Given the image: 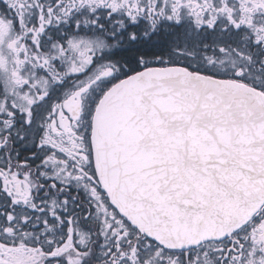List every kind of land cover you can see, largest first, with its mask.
Masks as SVG:
<instances>
[{
    "label": "snow or ice",
    "instance_id": "1",
    "mask_svg": "<svg viewBox=\"0 0 264 264\" xmlns=\"http://www.w3.org/2000/svg\"><path fill=\"white\" fill-rule=\"evenodd\" d=\"M0 264H264V0H0Z\"/></svg>",
    "mask_w": 264,
    "mask_h": 264
}]
</instances>
